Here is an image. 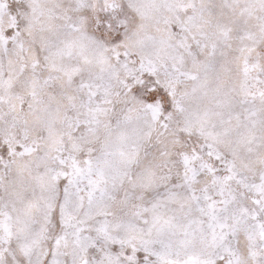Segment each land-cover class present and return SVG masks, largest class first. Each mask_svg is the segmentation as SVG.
Returning <instances> with one entry per match:
<instances>
[{"label": "snow or ice", "instance_id": "snow-or-ice-1", "mask_svg": "<svg viewBox=\"0 0 264 264\" xmlns=\"http://www.w3.org/2000/svg\"><path fill=\"white\" fill-rule=\"evenodd\" d=\"M0 264H264V0H0Z\"/></svg>", "mask_w": 264, "mask_h": 264}]
</instances>
